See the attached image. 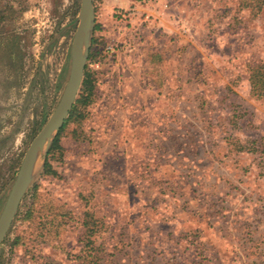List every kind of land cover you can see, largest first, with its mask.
Returning <instances> with one entry per match:
<instances>
[{
    "label": "rangeland",
    "instance_id": "rangeland-1",
    "mask_svg": "<svg viewBox=\"0 0 264 264\" xmlns=\"http://www.w3.org/2000/svg\"><path fill=\"white\" fill-rule=\"evenodd\" d=\"M81 9L0 0V220L30 142L60 106ZM93 9L91 99L61 151L50 153L52 138L39 150L0 264H264V99L249 83L264 65V0ZM36 194L69 213L53 253L24 243ZM82 218L95 230L84 263Z\"/></svg>",
    "mask_w": 264,
    "mask_h": 264
},
{
    "label": "water",
    "instance_id": "water-1",
    "mask_svg": "<svg viewBox=\"0 0 264 264\" xmlns=\"http://www.w3.org/2000/svg\"><path fill=\"white\" fill-rule=\"evenodd\" d=\"M81 6L82 9L79 14V22L74 35L71 52L73 66L65 87V92L60 106L32 139L24 154L0 220V244L15 218L21 200L26 192L30 173L36 168L35 165H37L39 150L48 139L52 138L53 141L60 128L67 121L80 92L89 47L87 36L91 31L94 16L93 0H81Z\"/></svg>",
    "mask_w": 264,
    "mask_h": 264
},
{
    "label": "trees",
    "instance_id": "trees-1",
    "mask_svg": "<svg viewBox=\"0 0 264 264\" xmlns=\"http://www.w3.org/2000/svg\"><path fill=\"white\" fill-rule=\"evenodd\" d=\"M258 3H256V7H258ZM3 10H0V16L3 15ZM2 19V17H0ZM98 27H96L97 29ZM95 30V28H94ZM91 54L89 56V59H91ZM249 83H250V91L251 94L257 98H263L264 99V65L257 66L254 68L250 75H249ZM94 89V80L92 78V74L89 72V69L85 65V70H84V79L82 82V86L80 89V94L79 98L76 100L69 117L65 124L60 128L58 133L56 134L55 138L52 141V144L50 146V153L51 152H59L62 150L61 145H60V136L61 133L63 132L64 128L67 126L68 123L74 122L77 119H81L82 116L78 111L79 106H85L88 104V102L91 99L92 93ZM43 172L48 175H55V172L52 170L51 166L49 165L48 161L45 160L43 164ZM35 201L38 203L37 205L38 208L31 207L28 209L26 215L28 219H31L32 224L35 223V229L32 230V234L26 239L27 243L30 241V243H37L39 240V244H44L46 246L51 247L52 249H61L62 247L59 245V239L61 233L69 226V223L71 222L69 218V213L64 210L62 207H54L50 200L38 196L37 194L35 195ZM39 217H38V216ZM94 224L90 223L87 220H84V227L86 229L85 232V244L84 247H92V241L90 240L91 236L94 235L95 230L93 229ZM40 234L39 237L35 235L37 232ZM38 238V239H37ZM23 240V239H22ZM19 241V240H18ZM17 241V243H19ZM23 245V243L21 244ZM36 245V244H35ZM34 247V246H32ZM37 247L35 246L34 251H36ZM33 249V248H31ZM85 255V252L83 251ZM90 255H87L81 259L84 261L86 258H89ZM92 264L88 260V264ZM41 264H56L52 260H49L47 258H42Z\"/></svg>",
    "mask_w": 264,
    "mask_h": 264
},
{
    "label": "crops",
    "instance_id": "crops-1",
    "mask_svg": "<svg viewBox=\"0 0 264 264\" xmlns=\"http://www.w3.org/2000/svg\"><path fill=\"white\" fill-rule=\"evenodd\" d=\"M80 221H81V223L79 224V228H82L83 229V231L84 230H86L85 229V227H84V220H83V218L82 219H80ZM82 245L79 247V251H78V253H80V255L77 257L78 259H80L79 261H84L83 259L81 260V257L80 256H82V254H81V251H82V246L84 247V245H83V242L85 241V237H83V235H82ZM47 249H49V250H52V248L51 247H46ZM54 251L52 250V253H53ZM58 257V256H57ZM57 257H55L54 256V259H57ZM59 261H60V259H58ZM62 261V260H61ZM84 263V262H83ZM87 264H88V262H87Z\"/></svg>",
    "mask_w": 264,
    "mask_h": 264
},
{
    "label": "bare ground",
    "instance_id": "bare-ground-1",
    "mask_svg": "<svg viewBox=\"0 0 264 264\" xmlns=\"http://www.w3.org/2000/svg\"><path fill=\"white\" fill-rule=\"evenodd\" d=\"M35 167H36V165H35Z\"/></svg>",
    "mask_w": 264,
    "mask_h": 264
}]
</instances>
